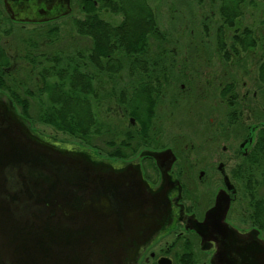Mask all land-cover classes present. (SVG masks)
<instances>
[{
    "label": "flooded vegetation",
    "instance_id": "1",
    "mask_svg": "<svg viewBox=\"0 0 264 264\" xmlns=\"http://www.w3.org/2000/svg\"><path fill=\"white\" fill-rule=\"evenodd\" d=\"M91 1H93L95 6L99 5L97 0ZM219 1L221 7V0ZM72 2L82 9L80 0H70L71 7ZM1 3L0 50L3 52L1 57L5 56L9 59V63L3 65L2 68L10 76L15 73L19 74L22 69L15 61L14 53L9 54L8 52L10 48L6 46L8 37H5V35L12 31L10 32V27L7 28L9 25H7L5 19L9 18L12 23H39L44 25L57 20V18L44 22H22L12 19V13L7 12L5 9L4 0ZM13 12L17 14L15 11ZM105 12L111 15H118L121 19L123 18V14L120 12H111L109 10ZM72 13L71 10L64 16ZM218 14L220 15L219 12ZM92 15H97L103 20L110 22L99 11L95 13L81 11L80 16L74 15L72 19L85 18ZM153 15L155 16V12ZM222 24L223 21H221L219 26ZM224 29L226 30L227 28L225 27ZM215 39L214 48L220 62L225 66L237 64L238 53L242 50L238 46L233 45L231 39L230 43H227L226 36L225 46L218 43L217 33H215ZM31 47H35L42 55V45ZM162 50L165 51L162 52ZM165 53V47L158 45L157 41L154 44L150 41L145 54L146 58L141 56L137 64L149 65L150 70L143 73L151 74L129 75L128 80L119 88L116 87L117 78L113 77L112 87H115V95L113 97L120 99L118 103L115 101V106L118 107L119 112L123 113V116L127 117V124L121 139L118 141L116 139L108 140L106 141V146L109 149H106V152L99 150L105 155H101L98 152L99 147L92 144V137L86 146L76 145L70 147L39 135L31 127L30 117H26L21 110L18 112L14 100L4 90L0 89V96H5L12 103L17 115L29 122V129L39 138L64 149L86 153L92 161L109 165L114 170H125L129 175L133 171L139 170L147 192L153 194L159 192L166 199V208H163L161 212H159V207H162L160 203L157 206V212L153 205L151 206L152 210L150 212L155 211L156 213H151L153 220H149L151 226H149L145 235L139 237L138 240L133 238V241L128 245L124 244V247L119 251L118 258L113 259L108 264H212L211 260L216 252V243L211 239L203 240L191 228V225L204 220L206 212L215 204L216 195L220 191H225L230 200L225 214V222L240 233L257 230V237L264 240L263 230L251 221L252 212L245 214V218H240L243 226L235 224L230 216L236 202H238L239 206L245 205L247 201L249 203L248 196L251 195L252 186H254V147L258 131L264 128V119L248 126L242 123L247 109L253 108L255 111V105L253 101L249 103V92L240 94L236 91L235 82L232 80L226 83L220 82L218 92L207 90L202 93H196L193 91L192 95L185 99L180 93H177L178 96L174 93L170 94L169 89L172 81L168 75L169 65L166 64V61H163ZM17 55L21 62L20 64H23L19 57L20 53L18 52ZM160 57L161 59H159ZM11 70L13 71L11 72ZM17 74L13 76L18 77ZM101 76L108 78L106 75ZM30 77L28 79L30 80L29 83L35 84L37 80L40 81L39 76L34 71H32ZM97 80L98 75L93 74L95 90H97ZM257 82H259L258 79ZM112 87L110 90H112ZM180 87L181 89L184 88V84L181 83ZM227 87H229L228 90L224 91ZM259 94L260 99H264V94L262 97L261 93ZM251 96L253 99L257 96V92H252ZM193 97H195V103L189 108L188 100ZM176 105H187L190 111L193 110V116L197 115L200 119L203 117V110L214 111L216 117L210 124L211 127H209L210 135L207 139L208 145H206V148L212 147V143H217L221 140L222 142L223 140L225 141L219 147V151L212 152L214 156H203L201 159L199 158V162L193 163L195 161H189L191 155L186 152L188 145L182 144L181 136L175 137V135L171 136L169 134L168 139H166L168 141H163L165 137L161 140L162 129L160 130V128L162 127L161 123L158 122L160 112L162 114V111L166 109L167 113L165 114L171 116L169 111L171 109L172 112ZM107 110L111 111V108ZM144 114L145 116H143ZM200 119L198 118L197 120L199 121ZM159 125L160 128L158 129ZM193 148L194 146L191 144L189 149ZM181 151L186 152L185 155H182ZM154 152H156L157 156L152 154ZM228 184L230 188H228ZM85 204V201H80L75 207L81 210ZM243 210L244 208L241 211ZM159 224L161 225L158 226Z\"/></svg>",
    "mask_w": 264,
    "mask_h": 264
},
{
    "label": "water",
    "instance_id": "2",
    "mask_svg": "<svg viewBox=\"0 0 264 264\" xmlns=\"http://www.w3.org/2000/svg\"><path fill=\"white\" fill-rule=\"evenodd\" d=\"M4 6L23 22L71 10L70 0H4ZM0 97V264H108L124 244L145 235L151 213L159 203V212L166 208V199L147 192L139 170L129 175L39 138ZM80 201L86 204L78 210ZM229 203L218 192L191 228L216 243L212 264H264L258 231L240 233L225 222Z\"/></svg>",
    "mask_w": 264,
    "mask_h": 264
},
{
    "label": "rangeland",
    "instance_id": "3",
    "mask_svg": "<svg viewBox=\"0 0 264 264\" xmlns=\"http://www.w3.org/2000/svg\"><path fill=\"white\" fill-rule=\"evenodd\" d=\"M1 1L0 9L2 11ZM148 3L155 12L157 25L166 35L165 42H162L161 45L166 48L163 61H166V64L169 65L168 75L172 81L171 88L169 89L170 94L174 93L178 96L177 93H180L185 99L191 96L193 91L196 93H202L207 90L218 92L220 82L226 83L232 80L235 82L236 91L240 94L249 92V103L253 101L255 105V111L253 108L247 109L242 123L248 126L258 120H263L264 99H260L259 93H261L262 97L264 94V84L257 82L256 78L258 65L264 57V0H243L241 5L242 14L237 19L236 25L233 28H227L225 30L227 43H230V36L235 30L240 32L244 27L251 28L256 39V45L246 51H240L238 53V63L230 66H225L220 62L214 48L216 43V28L222 21L218 14L220 7L219 0H148ZM71 8L73 12L71 15L63 16L44 25L39 23H12L6 17V23L9 25L7 28L10 27V32L12 31L5 35V37H8L6 46L10 48L8 51L9 54L14 53V59L18 65L21 67L26 66L25 62L20 64L21 62L17 53L21 48L29 46V44L23 42V39L28 35L38 40L39 46L42 45L43 51L48 55L56 51L71 53L76 50L86 51L90 48V38L77 34L71 22L74 15H81L82 10L79 6L74 5V2H72ZM98 11L104 14V17L114 24L121 20L120 16L105 12L108 11L106 9H100ZM205 26H207V30H205ZM53 27H57V30L52 31L57 32H53L55 33L53 36H48L50 35L48 33L49 29ZM151 43H156V40H151ZM152 46L155 47L154 45ZM24 73L25 71L22 69L19 74H15L19 78H23L25 76ZM115 77L118 80L116 87L119 88L128 80L129 74L126 70L120 72ZM38 83L40 85V82ZM181 83L184 84V88L182 89L180 87ZM28 85L35 88L36 83H30ZM112 86V79L98 75L96 87L99 94L103 95L110 92ZM252 92H257V96L253 99L251 98ZM102 99L104 100L99 102L96 110L100 117L106 120L107 126L106 129L103 128L100 134L91 135L92 144L99 147L98 152L99 150L106 152V149H109L106 146V141L111 139L118 141L121 139L127 124V117L123 116L122 112H119L118 107L115 106V99L113 97H103ZM188 101V107L191 108L193 103H195V97ZM16 106L18 112H20L21 109L17 103ZM249 106L252 107L251 104ZM188 107L187 105H176L172 109V112L171 109L169 111L171 116L166 115L165 113L167 112L164 109L162 114L160 112L158 120L162 128L159 125L158 129H162L161 140L165 137V140L163 139L164 142L168 141L166 139H168L169 134L171 136L175 135V137L181 136L183 140L182 144L188 145L186 152L191 155L189 161H195L193 163H196L203 156H214L212 152L219 151V147L225 141L223 140L222 142L221 140L217 143H212V147L206 148V145H208L207 139L210 135L209 127H211L210 124L215 120L216 115L214 111L203 110V117L200 119L197 115L193 116V110L190 111ZM108 108H111V111H108ZM36 111V101L29 99L31 127L39 135H43L59 144L70 147L87 145L88 142L86 141V143L83 139L70 136L67 133L56 130L49 124L38 121L35 118ZM196 118H199V121L202 122H199ZM191 144L194 146L193 149H189ZM186 152H182V155H185ZM99 153L105 155L101 151ZM257 194H264V185L258 186ZM248 204L247 201L245 205H240L241 208L238 202L234 204L232 215L230 216L235 224L243 226L241 219L242 217L245 218V214L248 213ZM242 208H244L245 213L244 210L241 211Z\"/></svg>",
    "mask_w": 264,
    "mask_h": 264
},
{
    "label": "trees",
    "instance_id": "4",
    "mask_svg": "<svg viewBox=\"0 0 264 264\" xmlns=\"http://www.w3.org/2000/svg\"><path fill=\"white\" fill-rule=\"evenodd\" d=\"M97 1L99 5L95 6L91 0H80L81 10L95 13L100 9H106L122 13L123 18L116 24L107 22L97 15L72 19L76 33L91 40V46L86 51L79 50L73 53L56 51L48 55L42 49L41 55L39 50L31 47H37L39 41L28 35L23 42L29 46L18 51L22 62L26 63V66L21 67L25 71V76L18 78L13 75L10 77L2 68L9 63V59L1 57L3 52L0 50V89L18 104L21 112L31 118L29 99H33L37 103L35 118L38 121L88 143L91 135L100 134L107 126L106 120L101 118L96 110L97 105L104 100L103 97L115 95V87L105 95L99 94L94 87L93 74L106 75L110 79L123 70H127L129 75L151 74L143 73L150 70L149 65L137 64V61L141 56L146 58V50L151 39H155L160 46L166 39L165 32L157 25L154 10L148 0ZM242 3L243 0H221L219 13L223 24L217 27L216 33L218 43L222 46L226 44L224 28H233L236 25L242 14ZM52 30H57V27L50 28L48 36H53L55 34L53 32H57ZM230 39L231 43L242 51L256 45L255 36L249 27H244L240 32L236 31ZM32 71L40 78L35 88L28 85ZM257 79L264 84V59L258 65ZM114 99L117 103L120 102L119 98ZM254 159V186L251 195L248 196V212L249 214L252 212V223L264 232V194H257L258 186L264 185V128L257 134Z\"/></svg>",
    "mask_w": 264,
    "mask_h": 264
}]
</instances>
